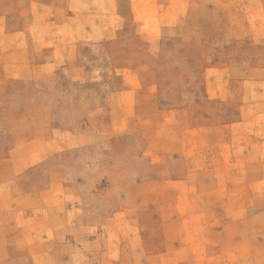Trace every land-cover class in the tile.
I'll list each match as a JSON object with an SVG mask.
<instances>
[{
  "label": "rangeland",
  "instance_id": "1",
  "mask_svg": "<svg viewBox=\"0 0 264 264\" xmlns=\"http://www.w3.org/2000/svg\"><path fill=\"white\" fill-rule=\"evenodd\" d=\"M176 2L146 36L119 0L117 38L81 43L80 74L24 76L1 39L0 264H193L217 253L201 242L240 237L232 188L200 154L212 144L189 130L224 69L264 80V0Z\"/></svg>",
  "mask_w": 264,
  "mask_h": 264
},
{
  "label": "crops",
  "instance_id": "2",
  "mask_svg": "<svg viewBox=\"0 0 264 264\" xmlns=\"http://www.w3.org/2000/svg\"><path fill=\"white\" fill-rule=\"evenodd\" d=\"M181 9L176 0H129L138 32H148L146 36H152L154 28L175 18ZM121 18L119 0H0V43L3 38L17 42L10 48L23 51L24 76H48L59 71L80 74V44L115 40ZM233 75L224 69L221 78L215 76L207 83L208 98L217 108L205 110L204 120L189 132L199 133L201 144H212L200 154L215 163L216 184L232 188L225 202L232 204L230 230L240 237L230 247L228 243L201 242L202 250L217 253L192 259L193 264H264V80L250 79L245 84ZM228 103L233 110L225 107ZM191 146L190 137L188 141L185 138L184 155L191 153ZM225 179L229 182H222ZM224 250L230 251L229 257H219Z\"/></svg>",
  "mask_w": 264,
  "mask_h": 264
}]
</instances>
